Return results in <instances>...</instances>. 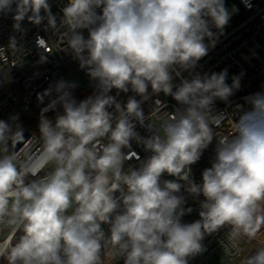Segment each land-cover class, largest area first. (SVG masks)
I'll list each match as a JSON object with an SVG mask.
<instances>
[{
  "label": "clouds",
  "instance_id": "9594fccd",
  "mask_svg": "<svg viewBox=\"0 0 264 264\" xmlns=\"http://www.w3.org/2000/svg\"><path fill=\"white\" fill-rule=\"evenodd\" d=\"M51 8L0 0L15 31L25 19L66 26L67 51L93 92L77 100L75 81L50 84L28 140L18 116L0 120V264H189L225 228L234 244L261 242L242 264H264V92L217 137L215 103L229 102L240 78L196 71L235 9L225 0H67L58 21ZM161 93L178 106L159 126L146 123L143 105ZM214 139L197 182L191 166ZM133 142L150 155L126 168L139 159ZM189 198L199 212L186 222Z\"/></svg>",
  "mask_w": 264,
  "mask_h": 264
},
{
  "label": "built area",
  "instance_id": "2783aa9c",
  "mask_svg": "<svg viewBox=\"0 0 264 264\" xmlns=\"http://www.w3.org/2000/svg\"><path fill=\"white\" fill-rule=\"evenodd\" d=\"M238 1L242 6L239 18L233 19L231 16L215 47L209 49L208 55L199 61L196 68L197 72L209 74L227 69L229 84L233 76L240 78V87L229 98V102L217 100L215 103V111L219 113L214 128L217 137L231 132L232 120L238 119L243 110L250 108L247 97L264 92V0ZM49 2L53 14L59 21L62 16L61 9L67 0H49ZM13 24V13H0V120L8 121L10 117L18 116L17 123L23 130L25 140H28L33 133L38 135L37 125L40 108L43 105L38 103L37 94L42 93L50 84L60 79L71 81L72 76H78L89 81V78L67 51L66 39L63 36L66 26L59 24L55 30L46 31L44 24L35 25L25 19L22 22L21 31H15ZM84 35L87 37V31ZM42 57L46 59L41 61ZM188 75L187 72L183 73L184 77ZM174 82L179 83V79ZM91 94V91L79 86L73 92L77 100ZM112 94H116L115 90ZM127 95L121 93L117 99H123V97L127 99ZM177 106L170 96H165L163 93L153 96L143 105L146 123L159 126L160 118L173 113ZM47 115L54 117V113L51 112ZM137 130L141 135L148 134L139 126ZM28 143L32 141L29 140ZM209 146H216V140L214 139ZM23 147L24 142L17 145V149ZM38 147L37 142L33 145L32 151ZM132 151L138 154L139 159L132 157L126 162V168L138 167L140 160L150 155L142 145H137L135 142L132 144ZM202 162L201 156L200 160L191 166V177L197 182L204 169ZM164 179L174 178L165 174L162 177V180ZM116 195L119 193L117 192ZM186 206L191 207L193 211L183 218L184 221L190 222L197 219L198 202L189 198ZM2 238L0 236V239ZM203 244L207 251L190 259L189 264H209L218 253L224 254L234 262L243 252L240 242L234 244L230 241L227 228L207 236Z\"/></svg>",
  "mask_w": 264,
  "mask_h": 264
},
{
  "label": "rangeland",
  "instance_id": "374dc122",
  "mask_svg": "<svg viewBox=\"0 0 264 264\" xmlns=\"http://www.w3.org/2000/svg\"><path fill=\"white\" fill-rule=\"evenodd\" d=\"M225 5L226 7L229 9V11L231 12L233 9H235V11L233 12V14L231 15L233 19H237L239 18V15L241 13L242 10V6L239 3L238 0H225ZM214 31V30H213ZM71 81H75L77 83V85L87 91H91L93 92V88H92V84L91 82H89L87 79L83 78V77H78V76H72L71 77ZM120 98H118L119 100ZM126 99L123 97V99H120V101H125ZM246 248V247H245ZM256 248L253 247L252 251L253 252ZM251 252H248L247 249H245L240 258H238L237 260H235L234 262L230 261L224 254L222 253H218L209 264H242L243 259L249 255Z\"/></svg>",
  "mask_w": 264,
  "mask_h": 264
},
{
  "label": "trees",
  "instance_id": "16d2710c",
  "mask_svg": "<svg viewBox=\"0 0 264 264\" xmlns=\"http://www.w3.org/2000/svg\"><path fill=\"white\" fill-rule=\"evenodd\" d=\"M83 95L85 96V94ZM80 100H82V98ZM214 149L215 146H209L206 150L203 151L204 153L202 154V163L204 169L211 166V161L214 159Z\"/></svg>",
  "mask_w": 264,
  "mask_h": 264
},
{
  "label": "crops",
  "instance_id": "0c3cea01",
  "mask_svg": "<svg viewBox=\"0 0 264 264\" xmlns=\"http://www.w3.org/2000/svg\"><path fill=\"white\" fill-rule=\"evenodd\" d=\"M240 243L243 246V251L247 249L248 252H251L253 247L257 248L261 244V242L259 241L256 240L250 241L247 238H241Z\"/></svg>",
  "mask_w": 264,
  "mask_h": 264
}]
</instances>
